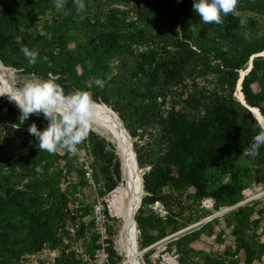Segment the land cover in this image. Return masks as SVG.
Segmentation results:
<instances>
[{"label": "trees", "instance_id": "obj_1", "mask_svg": "<svg viewBox=\"0 0 264 264\" xmlns=\"http://www.w3.org/2000/svg\"><path fill=\"white\" fill-rule=\"evenodd\" d=\"M42 1L0 0V62L26 72L58 75L59 80L66 82V88H63L68 93L76 89L89 90L87 85L91 79L105 76L110 69V59H118L120 69L113 78L116 85L109 88L104 84L100 88L93 84L90 89L109 106H112L110 93L115 94L123 101L124 110L121 106L113 109L122 118L130 136L136 137L139 128L141 138L145 134L148 136L140 146L132 141L138 166H143L145 159H149L150 165L142 176L144 194L135 214L137 227L144 235L155 227L154 217L161 224L158 213L151 211L148 205L162 199V190L167 186L175 189L192 187L197 198L210 196L218 208L238 202L251 180L264 183V146L255 157L244 154V149L250 146L259 131L257 118L233 96L239 72L244 71L252 55L262 53L253 57L252 67L242 79L241 91L246 103L258 108L264 116V33L245 37L239 17L232 15L223 17L222 24H205L194 11L196 0H180L178 6L174 5L178 9L175 15L167 9L168 0H142L150 9L162 8L156 22L163 20L173 26L179 23L181 41L174 44L182 51L178 58L164 55L167 47L172 45L164 38L160 45H152L146 50L134 48L141 35L123 27L124 19L119 16L122 11L118 9L108 10L102 18L96 14L83 18L81 27L85 41L69 50L61 46L66 31L53 32L56 36L51 38L29 31L28 23L39 15ZM239 1L243 3V9L264 15V0ZM190 42L195 43V48ZM23 46L38 50L40 57L47 56L48 60L38 59L30 66L21 52ZM127 63L132 66L131 70H127ZM78 65L81 72L77 70ZM189 65L212 73L215 77L213 88L191 90L181 108L159 102L158 98L165 96L174 77ZM123 69L130 72L125 74ZM3 106H7L5 119L11 123V132L0 139V264H16V257L23 251L33 252L51 239L55 243L58 241L57 230L65 216L73 211L68 206V197L73 191L67 187L60 189L58 185L63 168L49 171L59 159H63L67 167L72 159L66 150L49 154L39 148L34 154H23L21 148L35 137L28 130L30 120L21 123L17 106L7 101L1 103L0 109ZM133 123L138 126L133 128ZM86 140L94 162L112 166L114 170L116 179L105 190V195L109 196L122 180L120 157L109 151L115 143L94 131H89ZM15 144L17 147L13 148ZM37 166L42 173H28L26 189L6 182L4 167L13 173L18 168L28 171ZM211 169L227 174L229 180L212 188L207 177ZM91 171L93 175L97 174L95 167ZM76 186L71 188L74 190ZM104 205L109 210L108 202ZM255 205L252 202L238 206L227 222L235 241L234 251L243 250L248 263L264 253V243L260 241L262 231H258L261 222L264 227V207L257 209ZM176 229L178 226H173L171 231ZM203 232L198 228L175 240L182 264H187L184 256L193 252L190 243ZM165 235L166 229L162 227L156 236H149L148 241ZM141 240V236L137 238L138 243ZM80 261L62 254V260L57 264H80ZM204 264L221 262L206 257Z\"/></svg>", "mask_w": 264, "mask_h": 264}, {"label": "rangeland", "instance_id": "obj_2", "mask_svg": "<svg viewBox=\"0 0 264 264\" xmlns=\"http://www.w3.org/2000/svg\"><path fill=\"white\" fill-rule=\"evenodd\" d=\"M173 1L174 4H172ZM84 2L86 10L78 14L73 0H66L64 8L61 10H57L55 7V0L42 1L39 15L33 22L28 23L29 31L34 34L47 36L48 38L56 36L53 35V32L59 34L66 31L61 41V46L73 50L78 43L84 42L86 38L81 27V16L85 18L92 14H96L102 18L108 10L118 9L122 11V16L121 14H119V16L124 19L122 23L123 27L138 31L141 35L137 37L136 43L133 45L134 48L146 50L152 45H160L162 42L161 39L164 38L172 43V45L167 47L168 51L164 52V55L176 59L182 54L181 49L174 45L181 41L179 23L177 22L176 25L173 26L163 20L156 22L158 14L162 12V8L159 6L150 9L144 6L142 0L130 1L129 3L120 0H84ZM179 4L180 0H168L167 9L175 15L178 13V9H176L174 5L178 6ZM237 10L241 13V16L247 18V24L242 31L245 37L249 38L254 34L261 35L264 33V15L255 14L243 9V3L241 1H239ZM145 30H149V32H145ZM54 41L57 42L55 39ZM190 44H193L192 46L195 48L194 42H190ZM109 64V72L105 76L98 75L96 78L103 80L104 84H107L110 88L116 85L113 78L115 72L120 69V62L118 59L112 58ZM4 66L11 75L9 77V82L15 88L18 87L24 79L29 78L33 74L46 79L48 78V74L51 73L36 74L33 72H26L22 69ZM126 67L127 70L132 69V66L128 63ZM77 70L81 72L79 65L77 66ZM123 71L125 74L130 72L124 69ZM53 76L58 77V75L54 74ZM214 81L215 77L212 73H205L198 67L189 65L184 67L182 71L174 77L166 90L165 96L159 97L158 100L159 102L164 101L165 106L174 105L176 108H181L184 106L183 99L186 98L187 93L191 90H211L214 86ZM57 82L61 84L62 87L66 86V82L59 79ZM195 84H197V86ZM88 91L93 100L103 102L101 98L95 94L94 90L89 89ZM109 98L112 100V108H120L119 106H121V109L124 110V108H122L124 107L123 101L117 98L115 94L110 93ZM234 98L236 99L235 96ZM8 100L9 99L6 97L5 99L0 97V105L4 101H7L9 104L16 106V104ZM6 109L7 106H3L2 109H0V139L3 138L4 134L9 135L11 132V123L9 120L5 119ZM28 120H30L31 124L36 123L40 130H44L48 125V121L44 118L42 113L39 115L34 114L30 116ZM137 126V123L132 124L133 128ZM140 132L141 129L139 128L137 129L136 137H131V140L136 141L139 146L143 143L144 139L148 138L146 134L144 138H141L139 135ZM38 145L39 140L36 137L30 138L21 148V151L23 154H34L39 149ZM78 146L79 148L77 147L75 153H69L72 159L69 167L66 166L63 159H59L49 171L52 172L56 167L63 168L61 176L58 177V185L60 189L67 187L69 191H73L68 197V206L70 209L73 208V211L65 216L62 225L58 228L56 236V240L58 241L55 243L53 239H51L44 242L40 248L33 252L23 251L16 257V264H57L58 260H62V254L63 256L69 255L70 257L74 256V258L80 259V264H111V262L121 264L122 261H125V264H129L118 242L123 221L121 218L112 215L104 205V203H107L106 197L108 195H105L107 185L116 179L114 170L112 166L107 167L104 164L101 166V163L98 165L94 162V156L90 153L86 139ZM16 147L17 144L13 146V148ZM63 151L64 150H60L61 153H63ZM109 151H114L117 157H120L115 145H113V148ZM156 159L157 157L154 158V160ZM93 167L97 170L96 175L92 174L91 168ZM253 168H255V166H252V169ZM149 169V159H145V163L140 167L141 174ZM3 171L7 176L6 182L10 184L13 183L23 189L27 188L26 177L28 173H30L29 175H38L42 173L38 166L28 171H23L18 168L13 173L4 167ZM207 177L208 184L212 188L229 180L227 174H222L215 169L209 170L207 172ZM72 185H77L74 190L73 187L71 188ZM143 194L144 191L142 190L141 197ZM161 196H163L162 199L148 205L151 211L158 213L157 216L160 218L161 224H159L156 217H154L153 222L155 227L150 228L148 234L144 235L137 227L136 222L137 238L140 236L142 237V240L138 243L140 261L142 264H153L152 258L158 254V249L161 247L157 242L162 238L168 236H172V238L178 237L191 230L202 228L204 232L196 240L191 242L197 243L199 249L195 250L191 247L193 252L184 256L187 264H195L196 261L194 257L204 254L202 248H209L211 253L214 252L213 249H215V246L218 248L221 244L231 248L229 244H232L234 237L231 234V227L227 226V222L231 219L232 212L238 206H243L252 202L256 204L255 208H263L264 183L251 180L242 191V196L239 198L238 202L231 205L224 204L218 208H216L214 198L210 196L197 198L192 187L175 189L171 186H167L163 188ZM223 203H227V201H223ZM173 226H178V229L171 231ZM162 227L166 229V235L149 242V236H156L159 229ZM59 237L61 241H59ZM176 239H171L168 244L170 247L176 248L180 258L181 252L175 244ZM226 247L224 248L225 250ZM215 250V252H217L218 249ZM226 253L232 254L233 252L227 251ZM68 263L70 264V262ZM227 264L234 263L229 262ZM253 264L257 263L254 262Z\"/></svg>", "mask_w": 264, "mask_h": 264}, {"label": "clouds", "instance_id": "obj_3", "mask_svg": "<svg viewBox=\"0 0 264 264\" xmlns=\"http://www.w3.org/2000/svg\"><path fill=\"white\" fill-rule=\"evenodd\" d=\"M78 14L85 12L84 0H73ZM66 0H55L57 10L64 8ZM239 0H196L193 5L194 11L205 24H222L223 17L232 15L239 17L241 26L247 24V18L241 16L237 10ZM83 19V16H81ZM21 52L27 59L28 64L35 65L38 59L45 62L47 56L40 57L39 51L23 46ZM58 77L48 74V78H41L33 74L14 88L13 91L0 92V96L8 95L21 112L19 117L23 123L31 115L43 114L48 121L44 130H40L36 123L29 127V133L39 140V148L49 154H55L60 150L75 153L77 146L87 137L95 119V101L88 90L76 89L66 93ZM103 88L104 81L93 77L87 88L92 85ZM256 126L259 131L253 136L252 143L244 154L255 157L261 146H264V119H257ZM13 127H19L14 125ZM107 150V148H106Z\"/></svg>", "mask_w": 264, "mask_h": 264}, {"label": "bare ground", "instance_id": "obj_4", "mask_svg": "<svg viewBox=\"0 0 264 264\" xmlns=\"http://www.w3.org/2000/svg\"><path fill=\"white\" fill-rule=\"evenodd\" d=\"M10 76L7 68L0 62V92L14 90L15 87L9 82ZM235 96L242 100V92L239 87L236 89ZM0 97L9 99L7 94ZM251 110L257 119H264L256 107L251 106ZM117 115L118 113L111 106L95 101V119L92 129L104 131V134L116 145L117 153L121 160L122 180L110 192L106 200L111 214L121 218L123 221L118 242L121 251L125 254L126 261L129 264H142L138 242L135 244V241H137V228L134 230L133 226V213L143 190L141 170L139 166L135 167L133 154L121 134ZM122 262L125 264V261Z\"/></svg>", "mask_w": 264, "mask_h": 264}, {"label": "water", "instance_id": "obj_5", "mask_svg": "<svg viewBox=\"0 0 264 264\" xmlns=\"http://www.w3.org/2000/svg\"><path fill=\"white\" fill-rule=\"evenodd\" d=\"M256 55H262V53H259V54H255V55H252L247 63V67L244 69L243 72H239V76H238V79L236 81V86H235V90L237 87H239L241 89V82H242V79L243 77L249 72L250 68L252 67V59L254 56ZM242 92V91H241ZM234 96H235V92H234ZM236 97V96H235ZM237 101H239V103H241L243 106H245L250 112L251 114L253 115V117H255L254 113L252 112L251 110V106H249L246 101H245V98H244V95L242 93V100L236 98ZM10 101V100H8ZM11 102V101H10ZM13 103V102H11ZM15 104V103H14ZM258 109V108H257ZM259 111V109H258ZM118 113V112H117ZM117 118L119 119V127H120V130H121V134L124 136V139L126 140L127 144H128V147L130 149V151L132 152L133 154V160H134V164H135V167L137 168L138 167V162H137V158H136V153H135V150L133 148V144H132V140H131V136L130 134L128 133V131L126 130L125 128V125H124V122L122 120V118L120 117V115L118 114L117 115ZM92 131H95L97 133H99L100 135L104 136L107 140L111 141L110 138L108 136H106L104 134V131H99V130H93L91 129ZM112 142V141H111ZM121 162V161H120ZM120 168H121V165H120ZM142 176L143 174H141V184H142V189H143V179H142ZM140 203H141V196L139 197V203L137 204V206L135 207V210H134V213H133V226H134V230L136 228V220H135V212L138 211V208L140 207ZM135 238H136V235H135ZM136 240V239H135ZM136 242L138 241H135V244ZM121 264H124L123 262Z\"/></svg>", "mask_w": 264, "mask_h": 264}, {"label": "built area", "instance_id": "obj_6", "mask_svg": "<svg viewBox=\"0 0 264 264\" xmlns=\"http://www.w3.org/2000/svg\"><path fill=\"white\" fill-rule=\"evenodd\" d=\"M176 238L168 236L157 242L161 247L158 249V254L152 258L153 264H182L179 261V253L176 248L170 247L168 244L171 239ZM223 260L224 262H233L234 264H250L246 261L245 257L236 251H233L229 256H224Z\"/></svg>", "mask_w": 264, "mask_h": 264}, {"label": "crops", "instance_id": "obj_7", "mask_svg": "<svg viewBox=\"0 0 264 264\" xmlns=\"http://www.w3.org/2000/svg\"><path fill=\"white\" fill-rule=\"evenodd\" d=\"M257 215L255 214L254 215V217H256ZM261 226L259 227V232H261L262 231V234L260 235V241L262 242V243H264V227H263V223L261 222V224H260ZM230 243V242H229ZM228 245V244H227ZM229 245H231V248H228V247H226V245H224V244H221L220 245V247H218V248H216L217 246H215V249H218L217 250V252H215L216 250L215 249H213L214 250V252L213 253H211L210 252V249L209 248H202L203 249V255L202 256H196V257H194V260L196 261V263L195 264H204V261H205V259H206V257H210V258H212V259H215V260H219L220 262H221V264H227V263H229V262H224V260H223V257L224 256H229L230 254H228V253H226L227 251H231V252H233L234 251V249H235V241H234V239H233V242H232V244H229ZM190 247H192L193 249H199L198 248V246H197V243H195V242H193V243H190V245H189ZM222 246V247H221ZM226 247V250L224 249ZM233 248V249H232ZM238 253H240L243 257H245V254H244V252H243V250H238L237 251ZM257 263V264H264V253L263 254H261V256H260V258L259 259H256V260H254L253 262H252V264L253 263ZM251 264V263H250Z\"/></svg>", "mask_w": 264, "mask_h": 264}]
</instances>
